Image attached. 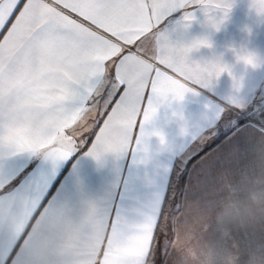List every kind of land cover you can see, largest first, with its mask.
Returning a JSON list of instances; mask_svg holds the SVG:
<instances>
[{
    "label": "snow or ice",
    "instance_id": "snow-or-ice-1",
    "mask_svg": "<svg viewBox=\"0 0 264 264\" xmlns=\"http://www.w3.org/2000/svg\"><path fill=\"white\" fill-rule=\"evenodd\" d=\"M197 3L223 14L209 17L215 28L231 8V0H0V264H149L162 222L195 194L191 177L208 149L226 151L249 126L264 142V85L241 95L244 79L233 76V94L207 105L205 123L183 130L190 141L156 165L148 137L168 146L145 126L160 104L232 75L220 63L189 62L206 40L168 39L169 18L182 11L190 22ZM253 6L264 15V0ZM109 154L120 179L89 196L77 165ZM139 170L152 188L146 200L135 194ZM177 175L190 179L178 187Z\"/></svg>",
    "mask_w": 264,
    "mask_h": 264
},
{
    "label": "crops",
    "instance_id": "crops-1",
    "mask_svg": "<svg viewBox=\"0 0 264 264\" xmlns=\"http://www.w3.org/2000/svg\"><path fill=\"white\" fill-rule=\"evenodd\" d=\"M190 11V22L184 20L182 11L175 12L166 22L170 43L191 47L206 40V45L192 49L189 62L220 63L232 75L223 72L211 89L199 96L189 93L181 101L169 98L160 104L145 126L148 132L162 134L168 146L162 148L157 135L148 137L156 165L169 163L172 151H179L190 141L183 130L191 133L205 123L207 105L212 101L222 103L233 94V76L244 79L246 87L241 95H246L253 85H264V15L258 14L253 0H231L227 17L218 28L212 26L209 17L222 16L219 10L197 3ZM241 52L253 54L259 66L246 68L238 60ZM231 126L228 123L225 128ZM261 135L249 126L226 151L208 149L211 159L191 177L194 183L198 182L195 194L189 193L181 201L179 211L171 210L161 224L158 243L168 227L170 237L156 264H264V142L257 141ZM210 143L211 140L201 147ZM77 173L83 191L92 197L103 195L120 179L110 154L101 162L81 158ZM136 175L140 178L135 181V194L146 200L152 188L144 181L143 170ZM189 179L188 175L174 177L178 187ZM71 183L70 177L68 184ZM149 264H155L154 253Z\"/></svg>",
    "mask_w": 264,
    "mask_h": 264
},
{
    "label": "rangeland",
    "instance_id": "rangeland-1",
    "mask_svg": "<svg viewBox=\"0 0 264 264\" xmlns=\"http://www.w3.org/2000/svg\"><path fill=\"white\" fill-rule=\"evenodd\" d=\"M168 226H169V224H168ZM169 228L170 227H168L167 229H165V231L163 232V236L164 237L160 240V243H158L154 247V249L159 248V254L158 255H160V253L162 252L163 248L165 247L166 242L168 241V239L170 237V229ZM158 255L154 252V263L155 264H156V259H157Z\"/></svg>",
    "mask_w": 264,
    "mask_h": 264
},
{
    "label": "clouds",
    "instance_id": "clouds-1",
    "mask_svg": "<svg viewBox=\"0 0 264 264\" xmlns=\"http://www.w3.org/2000/svg\"><path fill=\"white\" fill-rule=\"evenodd\" d=\"M248 58H256L253 54L248 52H241L238 54V60L240 63H242L246 68H257L259 65L256 64L254 67L252 63H248Z\"/></svg>",
    "mask_w": 264,
    "mask_h": 264
}]
</instances>
